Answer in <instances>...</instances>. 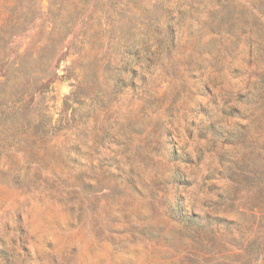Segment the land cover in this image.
<instances>
[{
  "label": "rangeland",
  "instance_id": "1",
  "mask_svg": "<svg viewBox=\"0 0 264 264\" xmlns=\"http://www.w3.org/2000/svg\"><path fill=\"white\" fill-rule=\"evenodd\" d=\"M0 264H264V0H0Z\"/></svg>",
  "mask_w": 264,
  "mask_h": 264
}]
</instances>
